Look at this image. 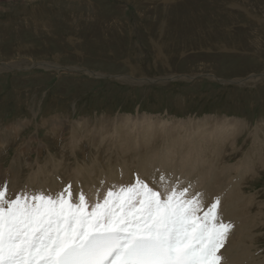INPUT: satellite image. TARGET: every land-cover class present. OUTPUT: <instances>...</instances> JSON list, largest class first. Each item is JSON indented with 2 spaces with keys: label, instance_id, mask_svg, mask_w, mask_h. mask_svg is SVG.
I'll use <instances>...</instances> for the list:
<instances>
[{
  "label": "rangeland",
  "instance_id": "374dc122",
  "mask_svg": "<svg viewBox=\"0 0 264 264\" xmlns=\"http://www.w3.org/2000/svg\"><path fill=\"white\" fill-rule=\"evenodd\" d=\"M41 62L93 73L31 67ZM5 63L19 68L2 69ZM128 75L150 81L116 79ZM144 115L169 124L207 117L264 128V0H0V138L13 144L5 148L1 185L9 184L14 147L23 142L8 140L6 131L20 121L32 122L22 137H37L39 131L45 138L50 125L43 126V119L62 117L65 128L86 116L88 132L103 140L87 142L88 132L78 140V150L88 148V159L94 149L115 152L107 140L116 134L108 133L111 123ZM248 133L240 145L249 143ZM47 144L52 149L43 146L44 156H52L47 168H60L62 157ZM135 167L129 162L120 175ZM54 168L49 172L57 173ZM262 188L264 174L251 192ZM259 195L264 198L263 190ZM260 247L263 254L264 234Z\"/></svg>",
  "mask_w": 264,
  "mask_h": 264
},
{
  "label": "bare ground",
  "instance_id": "6f19581e",
  "mask_svg": "<svg viewBox=\"0 0 264 264\" xmlns=\"http://www.w3.org/2000/svg\"><path fill=\"white\" fill-rule=\"evenodd\" d=\"M38 65L57 72L63 70L90 72L79 67H66L48 62L34 63L31 67ZM1 68L8 70L19 67L18 63L17 65L5 63L1 64ZM94 74L104 75L95 72ZM179 77L181 76H177ZM253 78L256 77H248L249 80ZM116 79L133 84L137 81H150L148 78L138 79L131 75L118 76ZM85 117L77 123L70 122L65 128L62 117L43 119V126L51 127H45L47 130L45 138L41 137L38 130L37 137L34 135L22 137L25 128L32 123L31 120L20 121L15 129L12 127H9L11 130L7 129L8 140H17L19 137L23 141L18 147H14V155L8 169L10 179L7 186L13 197L33 192L55 194L71 185L69 194L73 197V201L79 194H84L89 205L88 210L91 211L90 206L98 200L102 201L109 190L116 191L117 186L132 185L137 181H145L156 190H171L177 186L179 189L187 188L189 196L202 194L205 209L219 197V214L225 223L231 222L234 225L227 235L223 248L220 249V254L223 256L221 264H264V253L262 254L260 247V237L264 234V198L259 199V194L262 190L264 193V188L255 193L251 192L253 183L259 175L264 174V128L261 125L250 130L248 125L240 121L227 119L220 122L219 119L206 117L195 123L173 121L169 124L166 121L153 120L146 115L143 117L144 120L123 116L120 121L111 123L112 129L108 131L109 134L116 132L107 139L112 143L115 152L109 154L110 149H94L92 156H88L87 159L85 156L88 148L83 147L78 150L81 148L78 140L91 127L89 119ZM189 127L193 128L194 133L185 131ZM246 130L249 133L244 140L250 141L242 146L239 140ZM97 135L96 132L90 131L84 138H87V142H94L102 138V135ZM62 140L61 146L59 144ZM47 141L58 150L55 154L62 157L60 168H47L52 162V156L48 158L44 156L43 146L52 151ZM5 142V137L1 136L0 175L2 177L4 173L1 169L4 166L7 152L5 148L8 144ZM8 145L9 149L13 144ZM142 149H145V152L142 153ZM80 156H82L81 160ZM238 156L240 157L236 159ZM72 158L76 160L69 163L68 159ZM129 162L135 164L134 170L130 168L125 175H120ZM52 168L58 172H49ZM138 174L146 177L141 180ZM258 251H261L259 259L255 260L253 255Z\"/></svg>",
  "mask_w": 264,
  "mask_h": 264
},
{
  "label": "snow or ice",
  "instance_id": "6c2138e0",
  "mask_svg": "<svg viewBox=\"0 0 264 264\" xmlns=\"http://www.w3.org/2000/svg\"><path fill=\"white\" fill-rule=\"evenodd\" d=\"M70 190L13 197L0 185V264H221L234 228L219 197L205 209L202 194L179 186H117L91 211Z\"/></svg>",
  "mask_w": 264,
  "mask_h": 264
}]
</instances>
